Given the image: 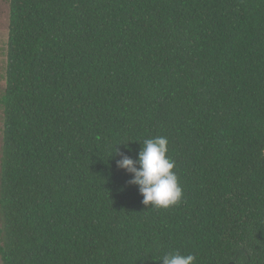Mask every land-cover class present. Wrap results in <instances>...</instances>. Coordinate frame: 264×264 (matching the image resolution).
I'll use <instances>...</instances> for the list:
<instances>
[{
	"label": "trees",
	"instance_id": "1",
	"mask_svg": "<svg viewBox=\"0 0 264 264\" xmlns=\"http://www.w3.org/2000/svg\"><path fill=\"white\" fill-rule=\"evenodd\" d=\"M0 104L2 264H264V0H10ZM156 136L167 208L116 163Z\"/></svg>",
	"mask_w": 264,
	"mask_h": 264
},
{
	"label": "clouds",
	"instance_id": "2",
	"mask_svg": "<svg viewBox=\"0 0 264 264\" xmlns=\"http://www.w3.org/2000/svg\"><path fill=\"white\" fill-rule=\"evenodd\" d=\"M168 139L156 136L145 139L137 159L119 153L117 166L132 174L128 183L137 185L146 206L167 208L180 202L183 188L173 170L175 161L168 155ZM113 155V154H112ZM163 264H195L194 254H184L179 250L169 251L161 258Z\"/></svg>",
	"mask_w": 264,
	"mask_h": 264
},
{
	"label": "rangeland",
	"instance_id": "3",
	"mask_svg": "<svg viewBox=\"0 0 264 264\" xmlns=\"http://www.w3.org/2000/svg\"><path fill=\"white\" fill-rule=\"evenodd\" d=\"M9 9H10V0H0V98L3 93L6 82ZM2 114L3 113L0 104V140H1ZM0 264H2L1 258H0Z\"/></svg>",
	"mask_w": 264,
	"mask_h": 264
}]
</instances>
